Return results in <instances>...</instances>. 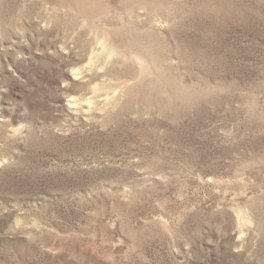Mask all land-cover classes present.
<instances>
[{"label": "rangeland", "instance_id": "rangeland-1", "mask_svg": "<svg viewBox=\"0 0 264 264\" xmlns=\"http://www.w3.org/2000/svg\"><path fill=\"white\" fill-rule=\"evenodd\" d=\"M0 264H264V0H0Z\"/></svg>", "mask_w": 264, "mask_h": 264}]
</instances>
